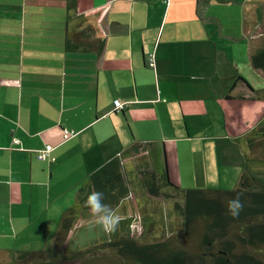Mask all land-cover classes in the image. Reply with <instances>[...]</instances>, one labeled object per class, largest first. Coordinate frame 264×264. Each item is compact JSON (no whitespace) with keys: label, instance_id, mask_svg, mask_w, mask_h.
Instances as JSON below:
<instances>
[{"label":"crops","instance_id":"0c3cea01","mask_svg":"<svg viewBox=\"0 0 264 264\" xmlns=\"http://www.w3.org/2000/svg\"><path fill=\"white\" fill-rule=\"evenodd\" d=\"M77 1L71 10L68 0H0V238L20 250L53 248L79 191L114 158L131 182L116 208L120 237L138 213L149 226L164 210L169 227L178 223L174 201L143 186L149 171L167 170L173 181L171 156L174 176L185 178L188 166L231 177L233 160L212 153L217 140H241L260 180L264 138L254 136L264 126V75L250 60L262 47L264 0ZM66 129L76 136L66 141ZM194 143L207 146L195 154ZM50 144L39 161L35 153ZM77 213V223L94 220Z\"/></svg>","mask_w":264,"mask_h":264},{"label":"trees","instance_id":"16d2710c","mask_svg":"<svg viewBox=\"0 0 264 264\" xmlns=\"http://www.w3.org/2000/svg\"><path fill=\"white\" fill-rule=\"evenodd\" d=\"M77 3V0H68V7L75 9ZM84 45L76 46V50L85 52ZM102 50L103 43L100 42L96 52L101 53ZM155 56V53L147 56L151 69H155L156 65L150 66L149 61L151 57L155 60ZM250 61L252 67L264 75V38L262 47ZM254 137L264 138V126L258 128ZM121 160H109L91 175L89 188L79 191L77 208L68 210L62 218L53 248L43 251L16 250L14 264H264V184L247 165L239 186L228 191L194 188L184 191L169 180L167 170L158 177L150 171L145 172L144 189L154 198L174 201L173 217L177 216L178 223L169 227L170 222L163 209V221L157 222L156 226L146 224L144 230L151 238L149 242H140L134 233L87 249L68 250L69 238L79 224L77 212H91L84 206L87 193L103 192L104 203L115 209L131 195V182ZM237 193H243L244 207L234 218L228 213L226 202ZM159 234L163 236L158 238Z\"/></svg>","mask_w":264,"mask_h":264},{"label":"rangeland","instance_id":"374dc122","mask_svg":"<svg viewBox=\"0 0 264 264\" xmlns=\"http://www.w3.org/2000/svg\"><path fill=\"white\" fill-rule=\"evenodd\" d=\"M264 35V34H263ZM264 38V37H263ZM236 144L232 145L229 143V140L222 141V140H217L215 143V150L212 153L213 158H219L221 161H223V164H225L228 159H232L234 162L233 169H232V175L230 176H223V170H221V174L217 176H212L211 173L209 172L210 177L205 178V172L204 169H200L199 171H195L194 168L192 167H185V173L187 176L185 178L181 176H174L175 170L179 166L175 167L176 162L173 156L170 157V166L172 168V183L175 184L178 187H181L182 190H187V188L190 189H201V190H207V191H212V190H235L237 186V178L239 176V172L242 168L245 169L246 165L249 164V157L247 155H243L241 152V146L243 142L240 140V145L237 146V141L235 142ZM264 143V142H263ZM207 146L206 143H198V144H193L192 147L194 148L193 151H196L195 154L205 148ZM180 147H188L185 144H179V149ZM178 149V150H179ZM190 150L187 152V160H189V154ZM262 157L264 158V146H263V152L261 153ZM238 162H237V161ZM174 162V163H173ZM242 165V166H241ZM237 167V170H234V167ZM183 167V166H182ZM263 171H264V166H263ZM264 180V175L260 178V180ZM167 201V199H164ZM146 225V219L145 217L142 218L140 213L137 214L136 218L133 219V221L128 224L126 227V231L129 233V235H134L136 239H140L139 241L141 242H147L149 238L146 235L141 234V231L144 229V226ZM124 225L122 222L119 223V227L116 231L114 232H105L102 227L98 226L95 224V221H91L89 223L87 222H82L78 224V228L76 229V235L74 237H71L68 241V250L72 251H77V250H82V249H87L90 248L96 244H100L109 240H119L122 237V230L124 229ZM143 233V231H142ZM126 234V233H125ZM127 235V234H126ZM2 247L7 248L8 250H19L21 248V245L18 244V241L15 242L14 239L11 237L7 238H0V249ZM14 254L10 252H0V264H14L15 262Z\"/></svg>","mask_w":264,"mask_h":264},{"label":"clouds","instance_id":"9594fccd","mask_svg":"<svg viewBox=\"0 0 264 264\" xmlns=\"http://www.w3.org/2000/svg\"><path fill=\"white\" fill-rule=\"evenodd\" d=\"M242 195L243 193H237L226 202L228 213L234 218H237L243 210L244 203L241 199ZM86 197L84 206L90 209L95 224L102 227L105 232L116 231L120 223L118 209L113 208L110 204L104 203V193L101 191H92L87 193Z\"/></svg>","mask_w":264,"mask_h":264},{"label":"built area","instance_id":"2783aa9c","mask_svg":"<svg viewBox=\"0 0 264 264\" xmlns=\"http://www.w3.org/2000/svg\"><path fill=\"white\" fill-rule=\"evenodd\" d=\"M149 62H150V66H152V67L155 66V60H153L152 57L150 58ZM115 106H116L115 108L120 110V109H122L124 107V104L121 101L116 100L115 101ZM63 133H64V139L66 141L72 139L76 135L75 131H70L68 129L64 130ZM53 150H54V147L51 144L47 145L45 149L40 150L37 153L36 157L38 158L39 161H46V160L49 159L48 157L51 156V153H52Z\"/></svg>","mask_w":264,"mask_h":264}]
</instances>
